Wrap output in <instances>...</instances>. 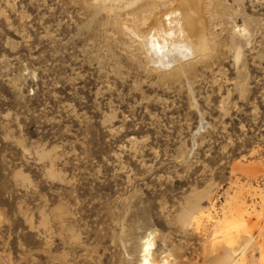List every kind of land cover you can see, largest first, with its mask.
<instances>
[{
	"label": "rangeland",
	"instance_id": "374dc122",
	"mask_svg": "<svg viewBox=\"0 0 264 264\" xmlns=\"http://www.w3.org/2000/svg\"><path fill=\"white\" fill-rule=\"evenodd\" d=\"M171 1L0 0V264H264V0Z\"/></svg>",
	"mask_w": 264,
	"mask_h": 264
},
{
	"label": "bare ground",
	"instance_id": "6f19581e",
	"mask_svg": "<svg viewBox=\"0 0 264 264\" xmlns=\"http://www.w3.org/2000/svg\"><path fill=\"white\" fill-rule=\"evenodd\" d=\"M134 1V0H133ZM139 1V0H138ZM163 1V0H162ZM167 2H170L171 0H166ZM173 2V1H171ZM137 3V2H136ZM180 15L183 20H190L189 10L187 9L186 4L180 1ZM150 18V17H149ZM144 21L148 20V17L145 18V16L142 18ZM190 22V21H189ZM191 23V22H190ZM199 35L198 31L193 32L191 35V41L193 44H199L203 48L205 42L203 40V35L201 34L200 40H197V36ZM148 41L145 39L144 43L146 46H150L151 44L148 43ZM156 44H159L157 42ZM150 52V51H149ZM152 54L150 53L149 58L153 62L154 67L156 69H159V71L164 70L165 72L170 71L172 69H182L183 64L181 63L182 59L186 57L187 55H192L191 52H183L179 48L178 49H172V50H164L159 49V51L151 50ZM184 62V61H183ZM178 64H180L178 66ZM178 66V67H177ZM184 69V68H183ZM181 71V70H180ZM252 187V186H251ZM255 187V186H254ZM256 189H259L257 187ZM259 190H256V192ZM235 206L231 208L229 211L230 214L225 211L221 215L220 219H217L215 221L220 222L222 220L224 222L221 235L224 237L225 241L227 242V245L230 247L233 257L231 258L229 264H247L246 257L244 256V247L241 248L244 244H241L240 246H237L235 248V245L232 246L234 243V235H239L240 232H248L247 227L251 223V213L247 205L245 204V201L242 199H235L234 200ZM212 207H214V204L212 203ZM207 217L212 220L213 217L210 212ZM259 217V216H258ZM260 218V217H259ZM193 221H199L198 216L194 215L192 216ZM197 223V222H195ZM254 238V234L250 233V236H247L245 238V241L252 240ZM258 239V236H257ZM155 241L153 234L150 233V235L144 237L143 247H142V259L141 264H169V255H165L164 258L159 261L155 255ZM172 256V255H171Z\"/></svg>",
	"mask_w": 264,
	"mask_h": 264
}]
</instances>
